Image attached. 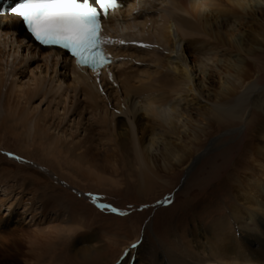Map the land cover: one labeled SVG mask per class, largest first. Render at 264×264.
Wrapping results in <instances>:
<instances>
[{
    "label": "bare ground",
    "instance_id": "1",
    "mask_svg": "<svg viewBox=\"0 0 264 264\" xmlns=\"http://www.w3.org/2000/svg\"><path fill=\"white\" fill-rule=\"evenodd\" d=\"M263 13L264 0L130 3L120 12L117 25L112 20L107 22L105 37L112 59L99 73L79 70L57 53L36 50L16 20L1 18L0 150L5 138L10 137L26 149L81 165L86 173L93 174L95 183H100L102 168L98 167L107 165V160L100 156L104 158L98 163L102 166L95 165V160L88 161L92 131L97 129L103 134L94 136L98 148L108 141L118 145L116 138L124 135L131 142L141 189L148 178L158 177L154 170L159 155L155 151L162 152L160 158L171 157L176 164H166L165 159L164 169L168 164L179 166L189 157L185 147L179 149L173 142L180 139L179 129H188L187 108L196 99L190 93H199L195 89L196 76L200 83L209 75L218 82L220 98L209 106L216 115L239 119L248 108L264 112V89L257 87L245 66V57L264 48V21L254 20ZM248 18L258 23L259 30L251 28V34H244L241 28ZM166 50L175 54L173 59L165 56ZM162 56L169 75L131 67L149 62L162 69ZM26 63L27 70H21ZM139 112L159 126L146 143L139 136L140 126L135 120ZM254 129L251 161L235 187V201L241 203V208L234 206L226 225L219 222L210 227L207 233L211 239L205 238L198 251L185 249L174 256L170 259L173 264H264V119ZM162 130L175 138L161 136ZM1 159L0 208L8 211L5 223H21L26 214L35 218L33 207L39 203L41 211L51 213L46 223L48 232L56 241L64 238L66 246L68 236L62 226L66 221L58 218L66 208L62 202L66 194L60 189L54 193L52 181L56 178L37 165L23 168L11 158L3 163ZM230 221L232 234L223 236ZM32 238L28 242L30 251L38 239L34 235ZM181 255L187 261L180 259ZM28 264L39 263L36 260Z\"/></svg>",
    "mask_w": 264,
    "mask_h": 264
},
{
    "label": "rangeland",
    "instance_id": "2",
    "mask_svg": "<svg viewBox=\"0 0 264 264\" xmlns=\"http://www.w3.org/2000/svg\"><path fill=\"white\" fill-rule=\"evenodd\" d=\"M254 20L264 21V13ZM256 24L248 18L241 30L244 34L251 28L259 30ZM167 50L165 56L173 59L175 54ZM165 59L162 56V69L149 62H144L146 66L131 67L137 71L149 69L169 75ZM245 59L252 80L257 87L264 89V48L255 49ZM172 62L177 64L176 60ZM28 67L26 63L21 70ZM194 82L199 93H190L196 99L187 108L188 129H179L180 139L173 142L174 146L179 145V149L185 147L189 157L179 166L168 164V169H164L163 160L175 163L171 157L160 158L162 152L155 151L159 155L157 169L154 170L158 177L148 178L141 189L137 185V164L127 136L117 137L118 145L108 141L98 148L95 137L103 134L97 129L92 131L95 137L92 135L88 161L95 160V165L102 166L98 164L100 159H104L101 157L107 160V165L98 167L102 168L98 175L100 183H95L93 174L86 173L81 165L73 166L66 159L51 158L22 147L10 137L5 138L0 150L2 163L11 158L23 168L37 165L38 169L48 171L56 178L52 181L54 193L61 190L66 194L62 200L66 208L58 218L66 221L62 226L68 241L65 246L64 238L56 241L48 232L50 229L46 223L50 222L51 213L41 211L39 203L33 207L36 217L31 219L26 214L21 223L6 224L8 211L0 208V264H28L36 260L39 264H173L170 259L174 256H179L185 249L198 251L197 247L204 244L205 238L210 240L207 233L210 227L219 222L226 225L233 207L242 206L235 201V187L250 164L254 127L264 119V112L248 108L239 119L216 115L209 108L220 98L215 77L204 76L200 83L196 76ZM135 120L140 126L139 136L146 143L159 126L141 112L136 114ZM159 134L175 138L174 135L163 134V130ZM156 148L159 149L158 146ZM96 204L114 207L117 212L101 210ZM16 211L21 210L17 208ZM77 214L86 218L79 219ZM233 228L230 221L223 236L231 235ZM33 235L38 239L36 247L30 251L28 242ZM47 239L51 241L50 246ZM180 257L187 261L183 255Z\"/></svg>",
    "mask_w": 264,
    "mask_h": 264
},
{
    "label": "snow or ice",
    "instance_id": "3",
    "mask_svg": "<svg viewBox=\"0 0 264 264\" xmlns=\"http://www.w3.org/2000/svg\"><path fill=\"white\" fill-rule=\"evenodd\" d=\"M94 2L98 7L91 6L89 0H18L10 12L22 20L39 44L66 50L78 66L96 71L108 59L102 51L107 41L102 36L100 16L103 13L106 18L110 8L118 7V0ZM97 207L117 212L108 205Z\"/></svg>",
    "mask_w": 264,
    "mask_h": 264
}]
</instances>
